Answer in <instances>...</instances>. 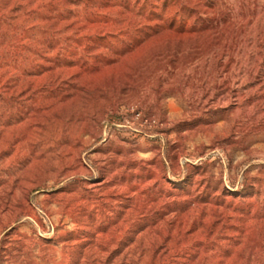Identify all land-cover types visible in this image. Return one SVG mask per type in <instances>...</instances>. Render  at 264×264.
Listing matches in <instances>:
<instances>
[{
	"label": "rangeland",
	"instance_id": "1",
	"mask_svg": "<svg viewBox=\"0 0 264 264\" xmlns=\"http://www.w3.org/2000/svg\"><path fill=\"white\" fill-rule=\"evenodd\" d=\"M130 2L0 0V201L13 188L16 206L31 207L13 223L0 213V264H264V87L236 79L253 24L218 9L235 21L233 75L193 85L197 108L180 118L147 105L141 59L172 47L126 37ZM126 72L138 79L125 94ZM77 181L104 183L102 204L77 208L90 229L48 212Z\"/></svg>",
	"mask_w": 264,
	"mask_h": 264
},
{
	"label": "bare ground",
	"instance_id": "2",
	"mask_svg": "<svg viewBox=\"0 0 264 264\" xmlns=\"http://www.w3.org/2000/svg\"><path fill=\"white\" fill-rule=\"evenodd\" d=\"M136 2L137 0L130 2V7L125 8L124 20H120L122 23L120 27L127 35L126 37L132 40L135 34L138 35L136 38H139L141 35L152 33L153 37L147 41L148 46L164 37L172 47L170 52L154 51L147 60L141 59V62L144 61L141 67L147 66L148 63L151 64V68H146V74L144 73L141 84L146 89L147 105H151L154 110L166 105L172 110L175 109L176 113L180 114V118H187L190 116V111L197 108L195 100L189 101L186 98L192 92L193 85L208 78L216 80V77L221 75H233V68L229 66V63L231 61L230 47L236 36L233 31L235 21L231 18L220 19L218 17L217 11L222 7L234 9L236 21L251 22L254 27L253 44L250 52L242 53V57H246L247 61L242 68V74H238L236 79L241 83H253L249 92L259 91L264 87L263 80L259 79L264 75L262 63L264 55H260L259 45L261 40H264V0H259L261 4L256 14L250 13L251 7H248V0H139L138 4ZM147 2H151L152 5ZM134 5L137 6L136 9ZM193 9H196V12ZM165 23L166 26L160 29L161 33L158 36L155 30H149V27ZM172 24H174L173 27H171ZM223 34V40L217 43V38ZM175 45H178V48H175ZM224 46H226L225 49ZM143 49L145 50V47ZM225 53L226 56H224ZM228 69L230 73H226ZM134 74L137 72L130 74L126 72L122 85L123 93H130L131 89L135 87L138 77L132 79L131 76ZM186 84L187 88L184 89ZM238 96L243 97L240 91ZM136 97V100L143 104V97H138V95ZM44 98H46L45 95H41V100ZM222 99H228V95L223 96ZM25 102L28 103V101ZM88 173V169L84 167L82 169L72 168L67 170L61 178ZM103 184V182L79 181L69 184L64 192L65 199L52 207L49 206L48 212L63 216L64 221L70 222L69 228L71 229L81 225L82 229H90L91 218L88 217L86 222H81L80 217L83 213L78 212L77 208L85 206L90 214L93 209V206L90 205L92 202L97 205L102 204L106 198V192L101 193L100 189ZM8 193L10 195L0 201V213L7 211V214H11L10 222L12 223L21 215L24 218L27 217L31 210L30 205L27 204V198H25L27 208L17 207L16 204L19 201L17 190L12 188ZM24 225L27 226V223ZM59 233L67 236L69 230L64 228ZM23 237H27V234L23 233ZM34 262L38 264V260H34Z\"/></svg>",
	"mask_w": 264,
	"mask_h": 264
}]
</instances>
